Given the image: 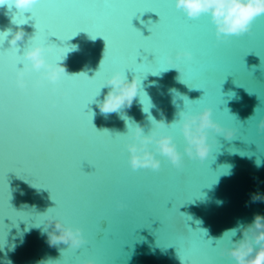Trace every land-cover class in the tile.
<instances>
[{"label":"water","instance_id":"water-1","mask_svg":"<svg viewBox=\"0 0 264 264\" xmlns=\"http://www.w3.org/2000/svg\"><path fill=\"white\" fill-rule=\"evenodd\" d=\"M149 2L119 0L109 7L104 0H63L53 14L77 21V27H87L85 17L95 15L111 43L119 39L114 26H126L127 17L136 12L139 13L132 20L135 30L144 36L151 35L149 30H156L154 23L160 18L154 12H145ZM164 11L173 18L185 15L176 12L175 0H167ZM14 15H18L15 8L0 9V31L23 27L26 36L18 42L23 55L25 49L37 43L29 42L36 32L35 20L17 25L12 22ZM23 15L28 18L32 13ZM193 23L202 26L205 40L216 42L210 17ZM48 43L71 49L61 61L69 75L83 72L95 77L96 84H102L120 70L118 64L110 63L103 37L93 39L89 32L79 31L65 41L50 36ZM220 45L225 50L223 54L210 57L215 61L218 76L214 91L203 82L197 86L204 89L189 87L182 82L186 76L174 68L157 75L146 73L149 69L125 70L129 81L133 77L141 80L140 94L131 108L110 114H102L97 107L109 88H102L92 99L96 84L74 83L84 77L65 76L61 81L60 91L70 92L68 102L52 93L55 85L34 90L32 84L39 77L38 72H33V79L29 80L28 97L11 94L20 92L14 73H8V91L0 78V264H38L49 258L60 260L61 264L67 258L71 264L76 256L80 261L93 259L96 264H181L178 244L162 231L175 217L185 234L189 230L197 236L203 235L200 230L206 232L205 239L216 247L213 255L218 264H232L230 259L220 257V249L229 239H241L242 234L236 232L233 236L229 230L251 223L257 213L264 215V202H250L252 193H264V132L258 128L260 119H264V17L254 25L252 36L232 37ZM140 46L148 45L139 38L133 41V50ZM9 47L8 41H4L2 48ZM201 48L202 43L177 40L167 43L164 53L175 57L178 51H190L199 57ZM140 51L137 63H145V56L147 62L155 63L153 54ZM47 59L54 63L49 54ZM161 64L167 67L163 60ZM187 64L185 60L181 65L185 71ZM18 67L23 68V64ZM145 96L151 104L148 112L141 102L146 100ZM90 101L84 111L92 113V124L91 115L82 111ZM206 107L213 109V119L224 127L238 129L232 139L217 136V144L201 163L184 152L183 133L178 126L173 127L168 133L184 154L183 171L159 154V171L132 169L125 146L128 123L141 124L148 134L153 127L149 116L171 123L181 111L198 113ZM105 130L113 136L124 135L111 159L105 142L109 134ZM82 169L95 173L87 175ZM69 186H76L78 195L91 202L89 213L73 217L72 224L81 227L87 239L94 235L95 219L106 220L100 222L96 233V240L102 242L99 246L85 244L63 255L62 249L66 250L67 245L49 246L41 215L57 206L52 195L65 198ZM59 210L55 208L52 214L57 215ZM57 218L68 224L63 215Z\"/></svg>","mask_w":264,"mask_h":264},{"label":"clouds","instance_id":"clouds-1","mask_svg":"<svg viewBox=\"0 0 264 264\" xmlns=\"http://www.w3.org/2000/svg\"><path fill=\"white\" fill-rule=\"evenodd\" d=\"M39 2L40 0H0V9L7 6L8 10L11 11L15 8L17 14L23 15L26 12H31ZM175 7L191 19L210 17L215 26V37L218 42H227L232 37L252 34L256 22L264 17V0H175ZM15 16L12 17L13 23ZM0 34H3V40H7L11 48H19L18 42L23 41L26 36L23 27H18L15 31L8 28L0 31ZM9 36H11L10 40L8 39ZM48 51L49 48L43 43H36L24 50L23 68L19 69L15 78L17 87L27 91L28 78L33 72H38L39 78L33 87H46L47 84H52L56 86L52 88L53 92L58 90L63 78L69 74L62 62L54 64L48 61ZM65 58L66 54L62 61ZM191 58L192 53L190 51H178L175 53V57L169 54L167 61L171 65L170 68L181 73L182 62ZM73 75L92 78L83 72ZM141 86L142 83L138 77H133L129 81L125 72L116 71L106 80L104 87H108L109 91L104 96L103 101L97 102V107L102 114L120 112L123 109L131 108L133 101L140 94ZM64 95L67 93L65 92ZM149 119L152 120L153 127L148 134H145L141 124L128 123L125 146L130 153L129 162L133 170L144 168L159 171L162 164L161 160L157 158V154H159L170 161L177 170L183 171L185 166L184 154L178 150L174 137L166 131L169 128L177 126L180 128L186 141L184 152L192 160H199L201 163L211 154L213 145L217 144V136L223 135L227 139H232L238 131L236 128L224 127L214 120L211 107H206L198 113L181 111L178 114V119L171 123L164 119L156 120L151 116ZM258 128L264 132V119H260ZM257 166H260L259 163ZM257 201L264 202V193L255 192L251 194L250 202L255 203ZM121 207L123 208L124 205ZM54 209L50 208L41 215L43 230L47 235L49 246L67 245L66 250L62 249L63 254L68 250L74 252L87 244L88 240L84 235V230L58 219V214H52ZM229 231L233 236L236 232H240L242 237L239 240L229 239L223 243L220 249L221 256L230 259L232 264H264V215L257 213L251 223L241 224L238 228ZM227 235L226 232L225 236ZM38 264H61V261L49 258L47 260L42 259ZM81 264H96V261L87 259L81 261ZM181 264H183L182 259Z\"/></svg>","mask_w":264,"mask_h":264},{"label":"snow or ice","instance_id":"snow-or-ice-1","mask_svg":"<svg viewBox=\"0 0 264 264\" xmlns=\"http://www.w3.org/2000/svg\"><path fill=\"white\" fill-rule=\"evenodd\" d=\"M62 2L63 0H40L38 5H40L41 7L39 9L35 7L31 11V17L25 18L20 14L14 17V23L16 24H27L30 19L35 20L34 27L36 29V32L29 38V42L36 41L37 43H43L44 45H46V47L49 48L48 54L54 61V64L60 63L64 55L71 49L67 47H58L54 44H49V37L56 36L60 40L65 41L76 35L79 31H87L93 39H95L97 36L103 37L105 39V41L107 42L105 53H108L110 63L118 64L120 66V70L118 71L125 72V70H132L133 72H136L137 70L149 69L146 73L151 72L153 75H157L159 74V72L166 71L171 67V65H169L167 61V57L169 54L164 53V48L167 46V43L177 40H192L198 43H202L201 54L199 57H194L192 54V58L190 60H187L188 64L186 66V71L185 69H182L181 71V74H184L186 76L185 79H182V82L186 83L191 88L204 89L197 86L201 82H203L209 86L210 90L214 91L216 89L218 84V76L215 61L210 57L213 54L219 56L223 54L225 50L221 48L220 42H218L217 40L216 42L212 43H209L207 40H205L202 26L193 23V21L198 19H191L185 15H179L173 18L167 12H165L164 9L167 7V0H150V2L145 7V12H154L160 18L158 22L154 23L156 26V30H149L151 32L150 36H144L141 31L135 30V27L132 25L133 18H136L137 13H139L136 12L135 14L129 15L127 17L125 22L126 26H114L113 30L119 33V39L118 41L116 39H113L111 43L109 39L104 35L105 28L101 26V24L99 23V18L95 15H89L85 17L84 22L87 24V27H77V21H71L59 14L54 15L53 12H58V6L61 5ZM72 2L78 3L79 0H72ZM118 2L119 0H104L105 5L109 7ZM175 9L176 12L183 13L176 7ZM164 29H167V31H164ZM252 35L253 33L248 36ZM137 38L147 42L148 46L136 47L133 50V41ZM3 43V34H0V78L5 81V91H8L6 86L8 73H14L16 76V73L20 69L18 66L24 64V57L21 54L19 48L9 47L3 49ZM141 49H143L144 52L153 54L155 56V63L147 62L146 56L144 57V60L146 61L145 63H137V57L141 56ZM257 54L259 55L258 52ZM162 60L167 64V67L162 66ZM103 62L101 64H103ZM183 63L184 62H182V64ZM151 69L158 70L152 71ZM68 76L84 77L83 81H74V83L96 84L95 77L89 79L83 75ZM38 78L34 79L32 87ZM32 79L33 78L31 74L29 80ZM104 84L105 83L96 84V87L92 90V99H94L96 95H99L100 90L104 87ZM17 88L20 90V92L11 93L12 95L20 96L22 94L23 97H28V90L25 91L20 89L19 87ZM42 88L44 87H33V89L36 91H39ZM51 91L53 94H59L60 98L65 102L69 101V91L61 92L59 88L56 92H53V89H51ZM65 92L67 93V95H64ZM145 97L146 100L141 99V102L145 105L144 111L148 112L151 104L147 96ZM184 98L187 99V97ZM89 103H91V101L83 105L82 111L86 116L91 115L92 124V113H85L84 111ZM146 103L148 106H146ZM169 129H167L166 131H168ZM105 132L109 134L105 142L108 145L107 152L109 158L111 159L115 146L119 143V138L124 137V135L116 134L115 136H113L111 133L107 131ZM91 167L95 169L94 166ZM8 172L5 173L6 185H8ZM26 173L33 176L30 172L26 171ZM85 173L87 175H93L95 171L91 173ZM180 183L181 175L177 177V184L180 185ZM78 192L79 189L76 186H69L65 198L60 199L59 197H53L52 195V199L56 202L57 205L55 208L60 209L57 214L63 215L68 224L71 225L74 222L73 217L88 214L91 208V202L84 201L78 195ZM187 219H190V217H188ZM102 220L106 219H95V232L91 239H87V244L99 246L102 243L96 240V233L97 231H99V224ZM162 231L167 237H170L175 241L176 244H178V254L183 260V264H218V258L213 255L216 251V247H212L211 241L205 239L206 232H204L203 230H200V232L203 233L202 236L194 235V232L191 230H189L188 234H185L180 228V221L178 217H175L170 219L169 222L165 224V228ZM65 252L72 253L73 251L68 250ZM65 252L63 253V255L65 254ZM220 257L223 256L220 255ZM64 264H69L67 258L65 259ZM71 264H81L79 257H74Z\"/></svg>","mask_w":264,"mask_h":264}]
</instances>
